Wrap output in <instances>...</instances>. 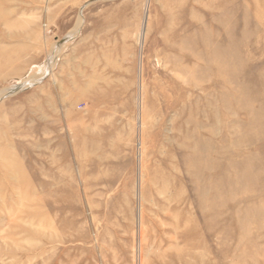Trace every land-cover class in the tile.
<instances>
[{
  "label": "rangeland",
  "instance_id": "374dc122",
  "mask_svg": "<svg viewBox=\"0 0 264 264\" xmlns=\"http://www.w3.org/2000/svg\"><path fill=\"white\" fill-rule=\"evenodd\" d=\"M0 264H264V0H0Z\"/></svg>",
  "mask_w": 264,
  "mask_h": 264
},
{
  "label": "bare ground",
  "instance_id": "6f19581e",
  "mask_svg": "<svg viewBox=\"0 0 264 264\" xmlns=\"http://www.w3.org/2000/svg\"><path fill=\"white\" fill-rule=\"evenodd\" d=\"M143 26H144V25H143ZM141 39H143L142 35H141ZM186 39H187V38H186ZM142 41H143V40H142ZM189 43H190V42H189ZM180 45H181V44H180ZM232 45H233V44H232ZM190 47H191V45H190ZM227 47H228V46H227ZM191 48H192V47H191ZM188 49H190V48H188ZM227 50H228V48H227ZM190 51H191V50H190ZM193 51H194V50H193ZM191 52H192V51H191ZM193 53H194V52H193ZM219 54H220V53H219ZM191 55H192V54H191ZM194 55H195V54H194ZM185 56H186V55H185ZM206 57H207V56H206ZM179 59H180V58H179ZM184 59H185V58H184ZM205 59H206V58H205ZM221 59H223V57H222ZM196 60H197V59H196ZM182 61H183V60H182ZM199 61H200V60H199ZM221 61H222V60H221ZM221 61H220V62H221ZM141 63H142V62H141V57H139V69H138V70H139V74H138V83H139V95H140L139 97H141L142 90H143L142 80H141V78H142V77H141V73H142V66H141ZM174 63H175V62H174ZM187 63H188V62H187ZM187 63H186V64H187ZM178 64L180 65V63H178ZM178 64H177V66H179ZM208 64H209V63H208ZM210 64H211V62H210ZM219 64H220V63H219ZM192 65H193V64H192ZM197 65H198V64H197ZM173 66H174V65H173ZM203 66H204V65H203ZM179 67H180V66H179ZM183 67H184V66H182L181 69H183ZM174 68H175V67H174ZM174 68H173V69H174ZM173 69H172V70H173ZM177 69H178V68H177ZM206 69H207V68H206ZM232 69H233V68H232ZM204 70H205V68H204ZM208 70H209V69H208ZM216 70H217V69H216ZM218 70H219V69H218ZM173 71H174V70H173ZM192 71H193V70H192ZM228 71H229V67H228ZM232 71H233V70H232ZM174 72H175V71H174ZM175 73H177V71H176ZM204 73H205V72H204ZM221 73H222V72H221ZM228 73H229V72H228ZM185 74H186V73H185ZM216 74H217V73H216ZM218 74H219V73H218ZM176 75H177V74H176ZM176 75H175V76H176ZM186 75H187V74H186ZM184 77H186V76H184ZM208 77H209V76H208ZM177 79H178V77H177ZM181 79H183V78H181ZM184 79H186V78H184ZM178 80H179V79H178ZM204 80H205V79H204ZM179 81H180V80H179ZM201 81H202V80H201ZM183 82H184V81H183ZM202 82H203V81H202ZM189 83H190V82H189ZM184 84H185V83H184ZM187 84H188V83H187ZM190 84H192V83H190ZM205 84H206V83H205ZM201 86H202V85H201ZM201 86H200V87H201ZM196 87H197V86H196ZM197 88H198V87H197ZM175 97H176V96H175ZM197 101H198V100H197ZM194 102H195V101H194ZM138 104L140 105L139 102H138ZM195 105H196V104H195ZM180 107H182V106H180ZM190 110H191V109H190ZM181 114H182V113H181ZM190 116H191V115H190ZM185 120H186V119H185ZM183 121H184V120H183ZM182 137H183V136H182ZM139 138H140V137H139ZM185 138H186V137H185ZM180 143H181V141H180ZM205 143H206V142H205ZM206 144H207V143H206ZM181 145H183V144H181ZM177 146H178V145H177ZM206 147H207V146H206ZM180 148H181V146H180ZM194 149L197 150V148H194ZM194 149H193V150H194ZM205 149H206V148H205ZM137 150H138V154H139V157H140V152H139V151H140V148L138 147ZM191 150H192V149H191ZM198 151H199V150H198ZM201 151H202V150H201ZM141 152H142V151H141ZM193 152H196V151L194 150ZM195 154H196V153H195ZM202 155H203V154H202ZM141 156H142V155H141ZM197 157H198V155H197ZM201 159H203V158H201ZM138 161H139V160H138ZM193 161H194V160H193ZM193 163H194V162H193ZM139 164H140V163H139ZM205 164H206V163H205ZM139 166H140V165H139ZM193 166H194V165H193ZM228 179H229V178H228ZM139 194H140V193H139ZM138 202H139V201H138Z\"/></svg>",
  "mask_w": 264,
  "mask_h": 264
}]
</instances>
